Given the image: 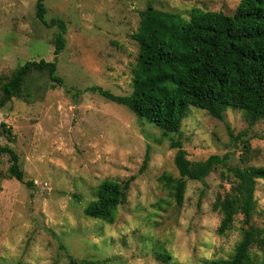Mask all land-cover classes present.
<instances>
[{
  "label": "rangeland",
  "instance_id": "1",
  "mask_svg": "<svg viewBox=\"0 0 264 264\" xmlns=\"http://www.w3.org/2000/svg\"><path fill=\"white\" fill-rule=\"evenodd\" d=\"M35 1L0 0V85L26 61L54 59L58 28L36 18ZM238 2L44 0L45 20L59 17L66 25L56 56L63 84L39 90L38 83L48 82L40 75L27 100L13 97L0 108V131L1 123L10 128L0 143L17 153L24 180L32 181L8 178V156H0V264H214L231 256L241 228L249 226L238 214L229 230L217 233L221 216L212 204L229 190L232 175L218 166L202 181L187 180L179 206L159 177L178 176L172 140L190 160L227 154L232 165L264 167V119L249 124L232 108L217 119L189 106L180 131L164 134L94 88L131 92L133 34L147 6L187 20L193 7L231 15ZM130 177L113 223L84 214L102 180ZM254 197L251 224L262 228L264 180H256ZM263 240L250 245L249 264H264Z\"/></svg>",
  "mask_w": 264,
  "mask_h": 264
},
{
  "label": "trees",
  "instance_id": "2",
  "mask_svg": "<svg viewBox=\"0 0 264 264\" xmlns=\"http://www.w3.org/2000/svg\"><path fill=\"white\" fill-rule=\"evenodd\" d=\"M46 12L44 0H36V18L47 27L58 28L54 59L26 61L1 77L0 108L13 97L27 100L31 83L40 75H46L48 82L46 87L38 83L39 90L63 84L56 73V56L65 45L66 25L59 17L45 20ZM133 38L138 43V53L132 68V90L127 95H116L94 88L107 100L126 106L137 118L152 123L164 134L180 131L189 106L217 119H222L227 108L242 111L249 124L264 119V0H239L231 15L193 7L187 20L149 5L140 11ZM1 126L0 133H10L5 123ZM242 142L247 152L249 143ZM170 147L175 149L173 162L178 176L162 174L159 180L164 181L178 206L183 202L187 180L202 181L218 166L232 175L229 190L217 196L212 204L221 216L216 231L224 234L238 214L243 215L249 227L241 228V239L231 256L214 264H249L250 245L256 237L264 238V227L251 224L256 211L255 183L257 179L264 180V167L232 165L227 154L190 160L180 141L172 140ZM2 155H7L9 161L6 176L30 186L32 181L24 180L19 157L8 144L0 143ZM147 159L145 155L143 166ZM132 178L122 182L102 180L84 214L113 223L118 207L126 200Z\"/></svg>",
  "mask_w": 264,
  "mask_h": 264
}]
</instances>
